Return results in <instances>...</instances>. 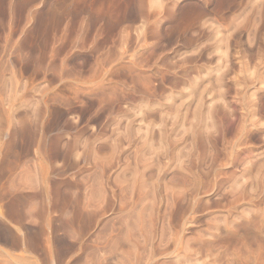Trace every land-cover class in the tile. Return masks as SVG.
<instances>
[{"label":"rangeland","instance_id":"1","mask_svg":"<svg viewBox=\"0 0 264 264\" xmlns=\"http://www.w3.org/2000/svg\"><path fill=\"white\" fill-rule=\"evenodd\" d=\"M158 1L0 0V264L264 262V0Z\"/></svg>","mask_w":264,"mask_h":264},{"label":"bare ground","instance_id":"2","mask_svg":"<svg viewBox=\"0 0 264 264\" xmlns=\"http://www.w3.org/2000/svg\"><path fill=\"white\" fill-rule=\"evenodd\" d=\"M100 2V6H101V8H100V15H102V16H107V17H116V15L117 14H120V15H127V16H129V15H135L134 16V18H143L144 19V17H146V20H147V17H149V16H152V14H154V10H152L151 8H149L147 5L148 4H151V1H153V0H97V2ZM94 3H95V1H93ZM96 2V3H97ZM157 2H159L158 0H157ZM132 4H135V6H136V4H139L140 5V7H141V10H140V12H137V13H135L134 12V10L133 11H131V13L133 12V14H128V13H124L125 11H123L124 10V8L123 7H126V8H129V7H127V6H129V5H131V6H133ZM160 4V3H159ZM94 5V4H93ZM95 6V5H94ZM93 6V7H94ZM97 6V5H96ZM153 6H154V4H153ZM152 6V7H153ZM122 7V10L121 11H123V13H121V12H119V10L118 9H120ZM139 7V6H138ZM138 7H136V9L138 8ZM155 7V6H154ZM131 9H132V7H130ZM155 8H157V7H155ZM93 9V8H92ZM133 9H134V7H133ZM135 9V11H137ZM160 9V8H159ZM125 10H127V9H125ZM161 10V9H160ZM168 10V9H167ZM59 11V10H58ZM65 11V10H64ZM129 11V10H128ZM159 11V10H158ZM157 11V12H158ZM162 11V10H161ZM160 11V12H161ZM166 11V10H165ZM164 11V12H165ZM60 12H63V11H60ZM127 12V11H126ZM59 13V12H58ZM160 14V13H159ZM163 14V13H162ZM166 14V13H165ZM167 14H168V12H167ZM171 14V13H170ZM59 15V14H58ZM61 16H62V14H60ZM63 15H65V14H63ZM101 16V17H102ZM154 16H156L155 14H154ZM149 19H150V17H149ZM97 155H99V154H97ZM100 158V157H99ZM142 158V157H141ZM135 171V170H134ZM31 172V171H30ZM30 174V173H29ZM30 177V176H29ZM32 177V176H31ZM34 179V178H33ZM32 180V179H31ZM144 185V184H143ZM96 189V188H95ZM245 211H246V209H245ZM253 213V212H252ZM263 213V212H262ZM246 214H247V212H246ZM249 214H250V212H249ZM251 215V214H250ZM261 215V214H260ZM246 216V215H245ZM253 216V215H252ZM251 216V217H252ZM255 216L256 215H254V218H255ZM262 216H264V215H262ZM261 216V217H262ZM144 217V216H143ZM246 217H248V216H246ZM245 217V218H246ZM135 218V217H134ZM249 218V217H248ZM242 219V218H241ZM251 219V218H250ZM256 219H261V218H256ZM254 220V219H253ZM263 220H264V218H263ZM243 221H244V219H243ZM242 221V222H243ZM146 222V221H145ZM253 222V221H252ZM251 222V223H252ZM255 222H258V221H255ZM244 223V222H243ZM259 223V222H258ZM130 224V223H129ZM242 224V223H241ZM250 224V223H249ZM237 225V224H236ZM240 225V224H239ZM230 226V225H229ZM242 226V225H241ZM256 226V225H255ZM145 227H147V226H145ZM240 227V226H239ZM244 227V226H243ZM230 228H231V226H230ZM234 228V227H233ZM237 228H238V226H237ZM257 229H259L258 231L260 232V233H262L263 235H264V221H262L261 220V222L259 223V225L256 227ZM246 229H247V227H246ZM252 229V228H251ZM234 230H235V228H234ZM243 230V229H242ZM138 231V230H137ZM246 233V232H245ZM251 233V232H250ZM255 233V232H254ZM252 234V233H251ZM246 235V234H245ZM253 235V234H252ZM259 235V234H258ZM233 236V235H232ZM235 236H237V235H235ZM251 236V235H250ZM244 238V237H243ZM251 238V237H250ZM254 238V237H253ZM238 240V239H237ZM244 240V239H243ZM248 240V239H247ZM264 240V239H263ZM242 242V241H241ZM251 242H252V240H251ZM263 244H264V242H263ZM208 246V245H207ZM210 246V245H209ZM245 246V245H244ZM135 248V247H134ZM187 248H189V246L187 247ZM235 248H236V246H235ZM241 248V247H240ZM190 249V248H189ZM238 249V248H237ZM263 249V248H262ZM133 250V249H132ZM205 250H207V249H205ZM251 250V249H250ZM190 251V250H189ZM230 251V250H229ZM238 250H236L235 252V256H233V259H234V262L235 263H240V261L242 260V257L243 256H241L238 252H237ZM213 252V251H212ZM241 252H242V250H241ZM245 252H246V249H245ZM132 253V252H131ZM217 253V252H216ZM223 253V252H222ZM233 253V252H232ZM247 253H248V251H247ZM263 253H264V251H263ZM258 255H259V253H257ZM206 255V254H205ZM228 255V254H227ZM233 255V254H232ZM249 255V254H248ZM247 255V257H249ZM264 255V254H263ZM225 256H223V258H224ZM256 257H258V256H256ZM205 259V258H204ZM203 259V260H204ZM206 259H209V258H207L206 257ZM205 259V260H206ZM253 259V258H252ZM188 260V259H187ZM186 260V262H188ZM202 260V263L201 264H206V261L204 260L203 261ZM221 260V259H220ZM246 260V259H245ZM262 260H263V258H262ZM201 261V260H200ZM210 261V260H209ZM213 261H215L214 259H213ZM252 261V260H251ZM211 262V261H210ZM250 262V261H249ZM248 262V263H249ZM254 262V261H253ZM126 263H128V262H126ZM252 263V262H251ZM257 263V262H256ZM262 263H264V262H261V264ZM241 264V263H240ZM258 264H259V262H258Z\"/></svg>","mask_w":264,"mask_h":264}]
</instances>
